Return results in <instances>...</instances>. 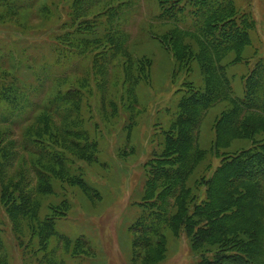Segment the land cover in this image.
<instances>
[{"label":"rangeland","instance_id":"374dc122","mask_svg":"<svg viewBox=\"0 0 264 264\" xmlns=\"http://www.w3.org/2000/svg\"><path fill=\"white\" fill-rule=\"evenodd\" d=\"M205 1L228 9L210 27L220 41L250 18L244 48L209 56L223 77L202 68L203 0H0V264H204L227 251L199 241L210 216L196 182L218 157L264 141V115L249 110L250 134L239 114L216 131L234 105L213 94L224 79L243 98L247 77L264 70V0ZM191 98L210 105L191 142L177 141ZM177 168L180 192L195 185L190 203L164 193ZM238 199L243 210L226 224L264 252V213L253 209L262 201Z\"/></svg>","mask_w":264,"mask_h":264},{"label":"trees","instance_id":"16d2710c","mask_svg":"<svg viewBox=\"0 0 264 264\" xmlns=\"http://www.w3.org/2000/svg\"><path fill=\"white\" fill-rule=\"evenodd\" d=\"M195 1L200 2V0ZM202 3L205 4V6L203 7L206 10V20L203 21L205 25H202L203 29L200 31L199 37L205 50L204 53H200V56L209 58L207 62L202 65L203 70L209 74L212 71L220 69L218 66H215L217 65L215 63H217L219 60L213 61L209 56L217 57L216 54L223 51L226 52L228 50L239 51L248 43L249 40L247 38V31L250 18L245 19L243 23L245 27L244 29L232 28L228 30V33L225 34V40L220 41V34H217L216 31L212 30L213 28L210 27H214L217 22H220L222 17H224L228 12V9L225 6L212 7V5H207V1L205 0H203V2H200V4ZM188 12L189 11L183 13L184 18L188 15ZM175 13L176 12H173V14ZM180 18L183 19L182 16H180ZM205 53L207 54V56L205 55ZM233 57L235 58L238 56ZM261 64L262 63L257 64V66ZM255 68L253 69V71L255 70ZM262 68H264L263 64L262 66H260V69ZM217 75L223 77V74L220 73L219 70L217 71ZM247 79L249 82H245L246 92L243 98H237L238 100L235 98L237 102L231 95L228 84L224 83V79H220V81L223 82V84L221 85L223 87L215 91L213 94L229 98V100L234 105V108L227 112L225 111V114L222 113L223 115L218 118L219 123L217 124L216 121V131L219 127H222L221 123L224 121L223 119L225 116H236L239 114L240 118L235 119L234 122L239 124L241 122L244 127L247 128V131L250 134V128L252 127H250L249 123L245 124L244 122H242L240 113H244L245 110H249L264 115V70L260 74H257L255 72L252 76L250 74ZM258 88L263 89L260 90L259 93H254L255 89ZM259 94H262V97H258ZM214 99H216L215 96L211 97L210 104H213L214 101L212 100ZM4 100H6V102H9V99L7 98H5ZM190 101L192 102L191 104L193 108H182V113L184 114V116L187 115L189 119L185 124V132L181 133L182 138L178 139L177 141L187 140L191 142L190 131L193 127L194 120L198 116V110L200 109V111H202L210 105L209 103L206 104V102H203L199 99L191 98V100H188L187 103ZM8 105L11 106L10 104ZM183 105L184 102H182L180 107H182ZM180 120L181 117L178 119L179 122L176 121L174 126L181 125L183 127V119L181 121ZM173 139L174 137L172 139L166 140L167 147L174 154H179V151L181 150L179 149L178 145L181 144L172 142ZM217 146L218 142H216L215 138L213 141L212 152L216 157H218L219 155V149ZM221 157H218L220 158V164L213 171L212 175L208 178L202 177L199 182H196V184L204 186L205 190L202 193L205 195L206 200L205 202H201L200 205H195H203L201 212L210 216L209 220H207L206 217H202L201 224L203 225L204 222V224L208 223L209 225L207 227V230L203 231V234L197 235L200 238L199 241L202 242L206 239L211 238L214 240L217 249H224L225 251L227 250L230 252L227 253L226 251L225 253H220L218 257L214 256L211 258H207L204 264H264V259L261 258V255H263L264 252H260L262 250L260 249L259 253H261V255H259L257 251L258 248L255 247L256 239L254 237L253 239L248 235L246 236L248 237L247 239L244 238L246 235L244 232L245 228L238 226L229 227L226 224V221L228 219L236 217L243 210L244 203H242V201L238 199L239 197L243 198L244 200L251 199L254 200V202H256L258 199L261 200L262 202L257 203V205L253 207V209L255 211L256 208H259L261 210L260 212L264 213V141L258 145H253L234 156H228L224 158ZM179 160V165H188V161L184 156H181ZM184 177L185 175L182 173L181 168H177L174 176L163 177L162 180L168 181L162 183L164 193H166L167 196H170V198H181L183 201H185V199L188 201L191 198L188 196L190 194H193V191L195 189L192 188H194L195 185L190 189L184 187L185 191L183 189V192H180V190L182 189V180ZM173 180H175V182H170ZM148 182L149 181L146 180V187L148 185ZM152 185L153 184L151 183V186ZM192 201L193 199L189 200V203ZM254 202H252V205H254ZM169 222H171V219L167 222H164L163 226H167L168 224H170ZM181 226L182 225L180 224L177 228ZM236 227H238V229L233 230ZM230 229H232L234 232H232V230ZM191 234L193 235L194 233ZM196 237V234H194L192 239L193 244H195ZM138 241L140 242L141 240L139 239ZM147 243L149 244V241L144 242L143 245ZM230 243L231 246H229ZM230 249H232V251Z\"/></svg>","mask_w":264,"mask_h":264}]
</instances>
